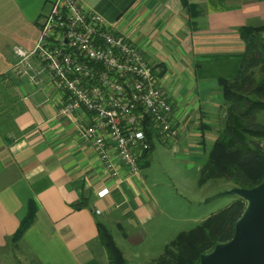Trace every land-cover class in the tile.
I'll list each match as a JSON object with an SVG mask.
<instances>
[{
    "label": "crops",
    "instance_id": "1",
    "mask_svg": "<svg viewBox=\"0 0 264 264\" xmlns=\"http://www.w3.org/2000/svg\"><path fill=\"white\" fill-rule=\"evenodd\" d=\"M54 1L0 0V112L7 118L1 122L10 124L11 132H20L16 138L13 132L11 141L0 134V262L108 264L97 219L112 233L115 226L130 239L126 224L144 228L154 222L159 208L142 168L129 175L121 162L125 177L111 178L107 164L59 114L60 101L44 63L32 58L36 83L13 70L14 47L35 48ZM80 2L115 23L155 68L181 129L176 140L159 137L156 142L186 149L190 161L197 159V152L213 143L222 129L220 80L237 75L245 51L239 30L264 24V0ZM103 188L110 194L100 198ZM82 198L88 207L74 208ZM31 209L33 224L13 241Z\"/></svg>",
    "mask_w": 264,
    "mask_h": 264
},
{
    "label": "built area",
    "instance_id": "2",
    "mask_svg": "<svg viewBox=\"0 0 264 264\" xmlns=\"http://www.w3.org/2000/svg\"><path fill=\"white\" fill-rule=\"evenodd\" d=\"M14 54L13 70L33 83L32 58L45 64L60 101L59 114L71 121L117 181L125 177L121 162L129 175L140 172L139 160L150 147L144 132L147 116L166 140L180 136L174 104L153 65L115 23L80 0L52 2L35 48L16 45ZM109 194L108 188L98 192L100 198Z\"/></svg>",
    "mask_w": 264,
    "mask_h": 264
},
{
    "label": "trees",
    "instance_id": "3",
    "mask_svg": "<svg viewBox=\"0 0 264 264\" xmlns=\"http://www.w3.org/2000/svg\"><path fill=\"white\" fill-rule=\"evenodd\" d=\"M239 32L245 51L237 75L220 80L225 100L223 126L201 168V184L223 179L241 188H253L264 181V123L258 120L260 112H264V24L245 25ZM0 114V134L10 141L19 137L20 132L13 131L14 138H9L13 132L9 130L10 124L2 125L1 120L7 118ZM144 132L150 147L139 160L140 169L149 162L156 138L163 137L148 116L144 121ZM246 205L238 198L194 229L181 232L154 264H198L203 254L233 238L235 224ZM85 207H88V202L84 198L74 205L76 209ZM34 219L35 211L31 209L13 236V241L23 237ZM97 226L100 242L108 255V264H128L108 226L98 219Z\"/></svg>",
    "mask_w": 264,
    "mask_h": 264
},
{
    "label": "rangeland",
    "instance_id": "4",
    "mask_svg": "<svg viewBox=\"0 0 264 264\" xmlns=\"http://www.w3.org/2000/svg\"><path fill=\"white\" fill-rule=\"evenodd\" d=\"M258 120L264 123V112H260ZM212 145L207 144L208 147L197 152V159L190 161L185 154L189 152L186 149L177 151L168 144L156 142L141 174L147 178L153 190L159 208L157 218L144 228H131L126 224V231L132 237L130 239L124 238L123 232L112 226L113 237L123 250L128 264H154L166 246L181 232L194 229L210 215L238 199V196L227 193L238 187L233 182L218 179L200 183V171ZM136 235L140 239L136 240Z\"/></svg>",
    "mask_w": 264,
    "mask_h": 264
},
{
    "label": "water",
    "instance_id": "5",
    "mask_svg": "<svg viewBox=\"0 0 264 264\" xmlns=\"http://www.w3.org/2000/svg\"><path fill=\"white\" fill-rule=\"evenodd\" d=\"M227 193L245 201L246 208L235 224L233 238L203 254L198 264H264V181Z\"/></svg>",
    "mask_w": 264,
    "mask_h": 264
}]
</instances>
